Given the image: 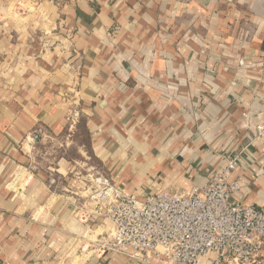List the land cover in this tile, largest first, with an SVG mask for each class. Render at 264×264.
Returning <instances> with one entry per match:
<instances>
[{
	"label": "crops",
	"instance_id": "crops-1",
	"mask_svg": "<svg viewBox=\"0 0 264 264\" xmlns=\"http://www.w3.org/2000/svg\"><path fill=\"white\" fill-rule=\"evenodd\" d=\"M263 124L264 0H0V264H164L85 255L110 228L76 215L93 177L143 199L244 148L231 177L264 209Z\"/></svg>",
	"mask_w": 264,
	"mask_h": 264
},
{
	"label": "built area",
	"instance_id": "built-area-1",
	"mask_svg": "<svg viewBox=\"0 0 264 264\" xmlns=\"http://www.w3.org/2000/svg\"><path fill=\"white\" fill-rule=\"evenodd\" d=\"M45 1L62 7L70 0ZM258 130L262 136L264 124ZM41 134L35 129L25 143L32 145ZM243 149L227 155L202 187L163 189L143 199L124 192L104 175L93 177L92 206L75 212L83 220L101 216L110 228L85 255L116 252L136 259L162 256L164 264H199L213 253L211 264H256L264 248V209L244 203V179L231 177Z\"/></svg>",
	"mask_w": 264,
	"mask_h": 264
},
{
	"label": "rangeland",
	"instance_id": "rangeland-1",
	"mask_svg": "<svg viewBox=\"0 0 264 264\" xmlns=\"http://www.w3.org/2000/svg\"><path fill=\"white\" fill-rule=\"evenodd\" d=\"M73 129V128H72ZM81 134V133H80ZM82 136V135H81ZM83 137V136H82ZM84 138V137H83ZM81 139V138H80ZM75 155V153H73ZM95 166L98 167L99 166V163L98 162H95Z\"/></svg>",
	"mask_w": 264,
	"mask_h": 264
}]
</instances>
